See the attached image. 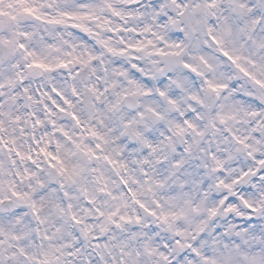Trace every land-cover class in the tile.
I'll list each match as a JSON object with an SVG mask.
<instances>
[{
	"label": "clouds",
	"instance_id": "obj_1",
	"mask_svg": "<svg viewBox=\"0 0 264 264\" xmlns=\"http://www.w3.org/2000/svg\"><path fill=\"white\" fill-rule=\"evenodd\" d=\"M0 264H264V0H0Z\"/></svg>",
	"mask_w": 264,
	"mask_h": 264
}]
</instances>
